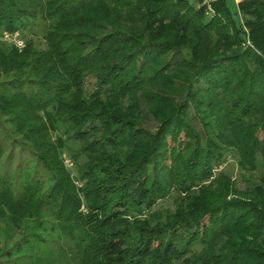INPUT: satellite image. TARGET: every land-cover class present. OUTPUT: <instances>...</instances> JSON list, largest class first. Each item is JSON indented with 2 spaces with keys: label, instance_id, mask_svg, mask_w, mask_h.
I'll return each mask as SVG.
<instances>
[{
  "label": "trees",
  "instance_id": "trees-1",
  "mask_svg": "<svg viewBox=\"0 0 264 264\" xmlns=\"http://www.w3.org/2000/svg\"><path fill=\"white\" fill-rule=\"evenodd\" d=\"M201 1L0 0V37L44 27L43 48L0 39V115L33 170L4 169L0 137V220L48 213L56 236L0 264H264V0L208 21ZM230 152L244 189L215 173Z\"/></svg>",
  "mask_w": 264,
  "mask_h": 264
},
{
  "label": "rangeland",
  "instance_id": "rangeland-1",
  "mask_svg": "<svg viewBox=\"0 0 264 264\" xmlns=\"http://www.w3.org/2000/svg\"><path fill=\"white\" fill-rule=\"evenodd\" d=\"M192 1V0H190ZM216 0H208L206 2V0H202L200 2V4L196 5V8L198 7H202L203 8V14H204V20L208 21L210 18H212L214 12H213V3ZM241 1L244 0H227V5L229 6V8L235 12H237L239 14V3ZM241 18L240 22H242V28L243 30L247 33V28L244 26V20L248 19L249 17L247 15L245 16H240ZM43 31H44V27L42 26L41 23L38 22V24H36L32 29L28 30V31H23V32H19V36H18V40H22L24 43L25 41L31 39V36L35 38L34 41H36V44L39 48H43V41H42V36H43ZM33 39V38H32ZM248 44V42H247ZM9 46L11 44H8ZM13 45V44H12ZM18 47V46H16ZM23 46H20L19 48H22ZM1 78V77H0ZM86 91L87 93H91L93 91V81L92 79H88L86 81ZM0 137H1V141L4 144L5 147V154L3 157V160L6 159V157L9 155L10 151L13 150L12 152V158L10 160H8L7 165L4 169L8 170L9 172H11L12 176H15L16 174V170H19L20 166H21V171H27L28 174H31L33 172V170L31 168H29V160L31 158L30 154L27 151L24 152H18V147H10L8 146L9 144V140H11L12 136L11 134H9V132L13 131V129L11 128L10 124L7 123L6 121V115H0ZM147 128L148 130H150L152 133L156 130L157 128V124L153 121L152 118H149L147 121ZM59 134H61L59 132ZM18 135V134H17ZM20 135V134H19ZM7 146V147H6ZM69 146L71 148H75L76 144L75 143H69ZM7 148V149H6ZM237 158L236 156H234V154L232 152H230L227 157L225 162H223L222 166H217L215 169V173H218L219 171L223 172L224 174H226L231 180L236 181L237 186L239 189H244L245 188V184L246 181H250L255 180L257 183L259 181L262 180V176H264V172L260 171L259 168H257V172H255V174H253V178H251L250 176L252 174L249 173H241V171L238 168V164H237ZM66 165L68 167H70V163L69 161H66ZM260 166V160L258 161V167ZM245 179H243V176ZM251 178V179H250ZM49 187V184L46 182L43 186V190L47 189ZM160 208H167V209H171L173 210L174 206L172 203L171 199H166L164 202L160 203ZM50 214H44L43 218L41 219L43 222H41V220H30L27 221L26 223L17 225L12 231H10L6 224L4 223V221L0 220V262L2 263L4 257V252L7 249H10L13 244L20 239L21 237H25L26 234L27 235H34V236H45L49 242H55V233L53 231L50 230V226H51V217L49 216ZM42 223V224H40ZM182 233V232H180ZM9 234H14L12 236V238H9ZM9 235V236H7ZM180 236V234H177V237ZM36 247V246H34ZM40 249L38 250V252L40 251L44 257H52V255L55 254L54 251V247L51 246H40ZM196 250L199 249V247H195ZM36 251V250H35ZM55 256V255H54ZM57 260L60 262L58 264H72L71 261H69L68 257L65 259H61L62 257L60 256H56ZM51 260V258H50ZM178 264V263H175Z\"/></svg>",
  "mask_w": 264,
  "mask_h": 264
},
{
  "label": "built area",
  "instance_id": "built-area-1",
  "mask_svg": "<svg viewBox=\"0 0 264 264\" xmlns=\"http://www.w3.org/2000/svg\"><path fill=\"white\" fill-rule=\"evenodd\" d=\"M208 0H206L207 2ZM18 34L14 33V34H9V33H3V35L0 37V39H2L3 41L6 42H10V43H14L17 44L19 47L22 46V42L20 40H18Z\"/></svg>",
  "mask_w": 264,
  "mask_h": 264
}]
</instances>
